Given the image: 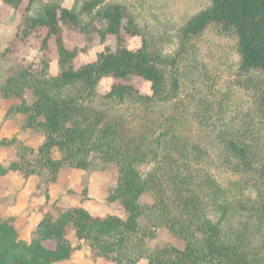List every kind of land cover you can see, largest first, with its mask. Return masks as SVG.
<instances>
[{"label":"trees","instance_id":"1","mask_svg":"<svg viewBox=\"0 0 264 264\" xmlns=\"http://www.w3.org/2000/svg\"><path fill=\"white\" fill-rule=\"evenodd\" d=\"M34 1L29 0L28 12ZM210 1V5L188 19L181 29V36H199L212 24L233 32L238 39L240 69L247 73L259 71L264 79V0ZM0 2L2 17V7L7 5L16 9L23 0ZM98 4L99 0H88L83 10L90 13ZM93 18L98 19L102 32L115 37L116 47L100 51L94 61L76 66V50L66 43L64 31L68 28L88 33L90 26L82 25L75 11L51 2L38 14L24 15L28 25L24 34L37 32L36 38H41L43 49L49 47L50 38L55 40L60 70L51 78L35 76L27 68L19 72L20 78L30 80L35 99L30 103L14 104L9 109L11 114L25 115L20 131L32 130L40 133L41 138L35 146L23 144L8 165L0 163V179L7 180L8 175L15 172L24 186L34 181V194L43 201L41 205L47 204L50 200L48 190L58 179L64 164H74L84 153L102 150L105 153L102 160L114 161L119 168L118 182L110 191L108 201L121 203L125 217L96 213L79 206L62 207L53 202L37 213L30 237L24 239L21 233L28 225V219L19 220L0 210V264L68 261L81 248V241L90 247L94 261L103 259L114 264H141L143 261L147 264H264V206L256 215L261 246L244 250L232 244L228 237L225 240L221 226L204 219L205 201L194 190L196 181L206 173L196 172L192 165L194 155L187 149L175 148L168 137L170 133H158L156 140L158 148L162 149L154 156L157 165L143 178L136 153L122 149L118 143L115 121H104L102 112H97L96 121L86 126L72 124L77 116L85 114V105L100 95L97 85L106 77L116 81L103 97L120 104L134 97L147 106L166 103L180 91L178 70L168 68L175 66L173 54L150 51L143 44L137 48L127 45L126 39L134 38L138 30L133 20L125 21L126 12L121 5L105 8ZM51 60L45 58V64L51 66ZM135 76L149 84L150 93H143L133 84ZM261 101L264 104V83ZM57 146L67 150L62 159L53 154ZM225 146L230 162L246 169L251 167L252 147L235 138L227 139ZM150 178L157 196L163 195L164 200L160 198L159 202L164 207L172 203L179 208L176 220L173 218L168 225L173 233L187 240L184 248L169 243L155 248L149 246V241L157 237L158 229L156 223L145 220L151 206L142 198L150 190ZM10 183L0 185V203L8 197ZM236 199L232 192L228 197L216 200V204L227 207L238 201Z\"/></svg>","mask_w":264,"mask_h":264},{"label":"rangeland","instance_id":"2","mask_svg":"<svg viewBox=\"0 0 264 264\" xmlns=\"http://www.w3.org/2000/svg\"><path fill=\"white\" fill-rule=\"evenodd\" d=\"M87 1L35 0L29 12V0H23L16 9L7 5L2 7L0 153L3 152V157L0 163L8 165L23 144L35 146L41 138L40 133L32 130L20 131L25 115L11 114L9 109L14 104L30 103L35 99L30 80L20 78L19 72L27 68L35 76L51 78L60 70L55 40L50 38L49 47L43 49L41 38H36L37 32L24 34V29L28 28L24 15L38 14L51 2L75 11L80 23L90 26L88 33L68 28L64 31L66 43L76 50L75 65L79 66L94 61L98 52L116 47L115 37L102 32L98 19L93 16L105 8L121 5L126 12L125 21L133 20L138 30L134 38L126 39L129 47L137 48L143 44L150 51L175 56V66L168 68L178 70L179 94L172 101L149 106L135 97L120 104L103 97L116 81L106 77L97 85L100 95L85 105V114L77 116L72 124L86 126L96 121L97 112H102L104 121H115L118 143L122 149L136 153L143 178L157 165L154 156L162 149L158 148V133H170L168 137L175 148L187 149L194 155L192 165L196 172L206 173L194 185L196 193L205 201L204 219L218 223L225 240L228 237L240 249L261 246L256 215L264 206V104L261 101L264 79L259 71L247 73L240 69L237 36L217 24L210 25L199 36H181V29L188 19L210 5V0H99L90 13L83 10ZM45 58L52 59L51 66L45 64ZM132 82L143 93H150L149 84L139 77L135 76ZM86 117L88 119L84 121ZM232 138L252 147L250 168L230 162L225 141ZM66 152V148L57 146L53 154L62 159ZM104 155L102 150L88 152L74 164H64L58 179L48 190L50 200L47 202L44 195L47 204L43 205L34 194V181L24 186L18 174L10 173L8 181L0 179L1 186L11 182L9 195L0 203V210L19 220L28 219V225L21 233L24 239H29L32 225L38 219L37 213L53 202L62 207L79 206L96 213L125 217L121 203L108 201L110 191L117 185L119 168L114 161L102 160ZM149 183L150 190L142 198L151 206L145 220L158 227L157 237L149 241V246L155 248L169 243L184 248L187 240L173 233L168 225L179 214V208L172 203L164 207L159 202L160 198L164 200L163 195L157 196L152 178ZM232 192L238 201L227 207L216 204V200L220 201ZM79 244H82L81 248L71 260L56 264H114L103 259L94 261L90 247L84 241Z\"/></svg>","mask_w":264,"mask_h":264},{"label":"crops","instance_id":"3","mask_svg":"<svg viewBox=\"0 0 264 264\" xmlns=\"http://www.w3.org/2000/svg\"><path fill=\"white\" fill-rule=\"evenodd\" d=\"M1 157H3V152H2V153H0V159H1Z\"/></svg>","mask_w":264,"mask_h":264}]
</instances>
